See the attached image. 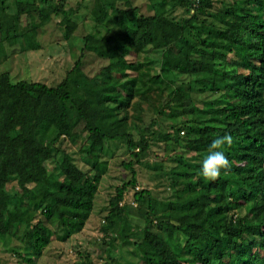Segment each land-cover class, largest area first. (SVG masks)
I'll return each mask as SVG.
<instances>
[{
    "label": "trees",
    "instance_id": "1",
    "mask_svg": "<svg viewBox=\"0 0 264 264\" xmlns=\"http://www.w3.org/2000/svg\"><path fill=\"white\" fill-rule=\"evenodd\" d=\"M8 1L0 0L3 41L18 36L23 17L64 25L74 12L69 0H11L7 15ZM215 3L146 0L144 13L130 0H94L92 37L114 54L93 77L81 70L85 38L55 87L0 74V243L20 242L8 251L21 264L85 228L110 141L123 144L129 177L109 200L103 244L117 241L119 218L130 227L119 244L142 264H264V0ZM159 118L172 123L158 141L146 135ZM225 134L231 170L207 180L201 162ZM66 139L85 172L61 148ZM152 141L163 145L158 162L146 160ZM135 165L165 178L169 196L135 191Z\"/></svg>",
    "mask_w": 264,
    "mask_h": 264
},
{
    "label": "rangeland",
    "instance_id": "2",
    "mask_svg": "<svg viewBox=\"0 0 264 264\" xmlns=\"http://www.w3.org/2000/svg\"><path fill=\"white\" fill-rule=\"evenodd\" d=\"M130 1L133 6L140 7L142 12L146 13V0ZM221 1L229 2L230 0ZM93 4L94 0H69L66 7L74 12L64 25L60 24L61 18H55L49 14L45 21L40 22L23 17L17 29L18 36L4 41L0 39V74L9 73L13 83L27 81L55 87L65 78L66 73L80 57V50L83 48L82 40L85 38L87 45L81 57V70L88 78L93 77L102 67L109 64L108 58L114 54L113 49L92 37L93 22L90 20V13ZM121 4L124 7V4ZM7 5L6 14L13 15L15 8L12 1L9 0ZM215 5L220 7V0H216ZM177 10L179 13L182 12L181 9ZM205 97L194 98L196 101H201ZM143 108L146 107L143 105ZM143 118L144 123L141 126L147 124L149 116ZM159 123L160 127L157 124V127L152 129L155 133L146 137L159 141L162 135L161 130L169 129L172 122L170 119L159 118ZM53 133L54 130H51L49 134ZM152 142L155 144L151 147L150 156L146 160L158 162L163 157V145L161 142ZM77 147L66 139L61 148L70 153L77 166L85 172L88 167L80 159ZM124 152L121 142L107 143L106 156L103 157L106 165L98 168V172L104 174L96 195L94 210L85 228L65 243L57 242L52 238V243L45 249L43 256L36 264H142L132 256L129 248L121 247L119 244V239L130 231L126 220L113 218L116 242L103 244L100 240V227L107 215L109 200L115 195V188L129 177V174L119 166L121 161L128 159ZM134 169L137 181L135 191L148 190L153 197L157 196L161 199L169 196L165 178L161 179L154 172L138 165H135ZM132 195L133 191L129 190L124 200L126 204H132ZM133 209H135L134 204ZM132 211L135 213V210ZM21 233H26V238L28 237L24 227L19 229L18 235L20 236ZM19 246H21L20 242L10 243L8 247L0 243V264H21L16 256L8 251L10 247ZM23 247L24 245L22 249Z\"/></svg>",
    "mask_w": 264,
    "mask_h": 264
},
{
    "label": "clouds",
    "instance_id": "3",
    "mask_svg": "<svg viewBox=\"0 0 264 264\" xmlns=\"http://www.w3.org/2000/svg\"><path fill=\"white\" fill-rule=\"evenodd\" d=\"M232 144L231 135H217L209 146L208 155L201 162L200 175L207 180L215 181L220 177L222 170L227 174L231 170V162L225 155L224 149Z\"/></svg>",
    "mask_w": 264,
    "mask_h": 264
}]
</instances>
